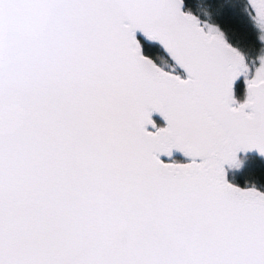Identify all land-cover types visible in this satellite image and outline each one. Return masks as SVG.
I'll return each instance as SVG.
<instances>
[{
  "label": "snow or ice",
  "instance_id": "obj_1",
  "mask_svg": "<svg viewBox=\"0 0 264 264\" xmlns=\"http://www.w3.org/2000/svg\"><path fill=\"white\" fill-rule=\"evenodd\" d=\"M0 264H264V0H0Z\"/></svg>",
  "mask_w": 264,
  "mask_h": 264
},
{
  "label": "trees",
  "instance_id": "obj_2",
  "mask_svg": "<svg viewBox=\"0 0 264 264\" xmlns=\"http://www.w3.org/2000/svg\"><path fill=\"white\" fill-rule=\"evenodd\" d=\"M199 2L207 3L209 0H199ZM230 31L238 42H247L250 39H254L256 36V30L253 28L251 21L247 19H245L242 23H231ZM252 166L257 169L261 167L258 161L252 162Z\"/></svg>",
  "mask_w": 264,
  "mask_h": 264
}]
</instances>
